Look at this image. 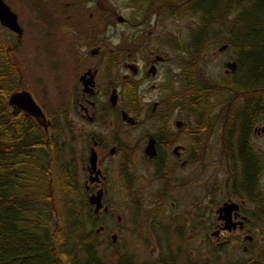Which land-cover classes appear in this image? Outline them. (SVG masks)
Wrapping results in <instances>:
<instances>
[{
  "label": "flooded vegetation",
  "instance_id": "1",
  "mask_svg": "<svg viewBox=\"0 0 264 264\" xmlns=\"http://www.w3.org/2000/svg\"><path fill=\"white\" fill-rule=\"evenodd\" d=\"M3 2L10 8L7 0ZM15 3L19 9L10 10L21 32L13 33L0 25L14 36L17 80L11 93L27 92L48 124L44 129L16 107L21 116L37 125L43 144L24 149L31 151L36 163L51 154L61 157L66 148L82 149L78 157L83 194L91 212L87 217L97 228L95 234L106 233L113 245L123 239L185 244L201 238L200 242H211L219 250L241 246L245 253L254 252L255 236L248 226L258 224L250 214L257 211L259 182L255 200L244 186L233 183L235 197L228 196L215 207L212 194H206V204L200 206L197 197L180 191L195 179L194 173L182 176V171L187 167L189 172L195 170L198 149L207 143L201 139L217 128L226 158L229 149L236 154L242 145L251 149L250 156L262 155L252 141L259 124L250 128L246 144L240 139L244 138L240 118L231 107L238 104L241 95L207 93L198 99L188 93L187 84L197 82L199 68L205 75L206 71L199 50L194 45L183 47L178 41L175 26L182 18V1ZM24 9L30 10L29 28L36 27L32 33L23 20ZM195 32L191 30L190 35ZM206 33L210 35L212 30ZM27 65L39 70L37 83L23 82L22 70ZM226 70L228 78L237 72V63L234 71ZM144 86L149 87L147 92ZM151 91L156 93L154 97H149ZM41 101H46L45 105ZM194 105L202 108L197 110ZM92 155L94 169L89 162ZM231 160L239 161L236 157ZM99 191L101 207L95 213L89 198ZM109 191L112 204L106 203ZM120 197H124L129 218L114 204ZM230 204L237 209L225 210ZM107 217L115 221L111 230L105 225ZM187 261L199 262L193 258ZM244 261L264 264L256 255L231 263ZM204 262L214 264L210 259L200 263Z\"/></svg>",
  "mask_w": 264,
  "mask_h": 264
},
{
  "label": "trees",
  "instance_id": "2",
  "mask_svg": "<svg viewBox=\"0 0 264 264\" xmlns=\"http://www.w3.org/2000/svg\"><path fill=\"white\" fill-rule=\"evenodd\" d=\"M181 1L182 15L194 13L198 16V31L193 34L191 45L206 47L209 36L206 32L213 30L215 38L220 36L222 43L235 48L238 64L234 80L225 78L221 83L207 78L199 68L197 82L187 84L188 93L195 94L198 99L207 93L241 95L238 104L231 109L235 110V117L240 118L238 123L244 137L240 139H245L246 144L250 128L260 123L264 125V0ZM6 36L7 40L0 37V264H110L98 253V235L93 229L85 231L78 215L79 201L74 198L76 178L68 163L59 162L52 154L49 158L46 156L44 162L36 163L31 151L24 149H37L40 144L41 148L43 144L37 134V125L8 104V97L16 87L17 64L13 58L14 41L8 33ZM194 108L202 107L194 105ZM250 150L242 145L233 155L234 149H229V157L239 160L232 161L234 183L240 188L244 186L252 197L259 192L256 184L264 177V155L250 156ZM237 164L240 171H237ZM34 170L41 171L45 180L38 181ZM54 178L60 182L58 196L64 201L63 218L56 210L51 193ZM31 183H45L49 187L48 195L23 191L31 189ZM256 204L257 211L250 216L264 226V194L261 191ZM87 222L90 228L94 227L90 217L85 220ZM113 248L116 258L112 264H209L176 263L171 253L165 255L162 251L156 259L138 263L132 255L120 252L117 246Z\"/></svg>",
  "mask_w": 264,
  "mask_h": 264
},
{
  "label": "rangeland",
  "instance_id": "3",
  "mask_svg": "<svg viewBox=\"0 0 264 264\" xmlns=\"http://www.w3.org/2000/svg\"><path fill=\"white\" fill-rule=\"evenodd\" d=\"M10 8L12 11H16V9H19L18 5L15 3V0H7ZM30 10L24 9L23 11V20L25 24L27 25L28 31L31 33L33 32V29H36V27H33L32 30L29 28L30 18H29ZM198 16L196 14L192 13H186L182 15V18L178 21L175 28H177L178 32V41L180 44L184 46L192 47V34L190 35V31L194 29V31H198ZM219 31V30H216ZM195 32V33H196ZM215 32V30H214ZM7 33L10 37V40L14 41L13 34H10L8 31L4 30L0 27V37L4 40H7ZM225 33V32H223ZM218 34V33H217ZM29 38V37H28ZM219 37L215 38L213 36V30L212 33L208 36V42L207 46L204 47H197L193 46V48L199 50L200 54V60L202 59V67L206 71L207 78L211 79L213 82L221 83L223 79L227 78L224 71L225 67L224 64L226 62L235 61L237 63V54L235 48L232 46H228L227 49L224 51H220L219 48L225 44L222 43L223 39H219ZM186 53V52H185ZM13 58H15V52L13 51ZM200 63V62H198ZM238 65V64H237ZM33 70L32 67H29L28 65L23 68V82L29 83H37V78L40 77L39 70L36 71ZM233 75V74H232ZM228 77L227 79L231 81L234 77L233 76ZM17 80V75H16ZM234 80V79H233ZM27 85V84H26ZM38 87V86H36ZM146 92L149 90V87L144 86V89ZM156 95L155 92H150L149 97H154ZM43 102V101H41ZM46 102V101H45ZM45 102H43V105H45ZM258 127V134L253 135L252 141L254 143V146L261 151L262 154H264V125L263 123H260ZM221 132L220 129H216L215 131L209 133L205 137L201 139V141H207L206 144H202V147L198 149V162L196 164L195 170L190 171V167H187L186 170L182 171V176L187 175L189 176L191 173H194L195 179L192 181L191 186H187V188H182L181 193L191 194L194 197H197L198 203H200V206H203L206 204L205 195L212 194V205L215 207L218 202L224 198H227L228 196H234L235 192L232 188V185L234 183V171L232 166V160L227 155V158L225 157L224 153L222 152V147L220 144V136ZM188 141V139L184 138V142ZM233 150V149H232ZM82 156V149L81 148H66L64 153L57 156L59 162L68 163L67 165L70 166V172L73 173V175L76 178V186H77V193L74 196L76 201H79L78 205V215L81 217L82 221L84 222L85 231H90L93 229V232L97 229L96 227L90 228V225L85 223V219L88 216L90 212L89 208L86 207V201L85 196L83 194V183H84V177L81 170V165L79 161V157ZM234 155V153H233ZM57 164H55L56 166ZM54 166V168H56ZM237 171H240V166L237 164ZM187 174H184L186 173ZM238 173V172H237ZM34 176L38 181H44L45 175L39 170H34L33 172ZM237 179V178H236ZM112 181H107V184L111 183ZM42 183V182H41ZM30 186L31 189L23 190V191H29L30 193H34L39 196H47L49 192V187L46 186L45 183L43 184H37V183H31ZM259 186L261 189V192L264 194V177L259 180ZM60 187V182L54 178L53 186L51 187V193L54 198V203L56 210L59 212V214L63 217L64 215V201L58 196V190ZM235 197V196H234ZM124 197H120L118 200V203H114L118 211L129 218L130 213H127V210L124 209ZM107 204L113 203V194L112 192H108ZM184 206V204H182ZM199 206V207H200ZM245 207L248 209L249 205L248 203H245ZM201 208V207H200ZM35 218V216H33ZM105 219V225L107 226L108 230H111L114 226L115 221L113 219H110L107 217ZM253 219V218H252ZM249 224L250 231L254 233L255 241L252 242V245H254V252H248L245 253L241 249V246L235 247L233 249L225 248V250L221 249L219 250L216 245H212L211 242H200L201 238H197L195 242L185 243V244H179V243H164L161 242L160 244L157 243H146L145 241L136 240V239H123L121 243L112 244L110 241V236H106V233H99L97 241L100 242V246L98 249V253L102 260L112 264L113 261L116 258V255H113L114 248L113 246H117V250L120 252H125L127 254H130L133 256V259L138 262H145L150 261L154 259L155 257H158V254L160 251L163 252V254L171 255L174 258V261L176 263H184L188 259L191 260L192 258L196 261L203 262L206 259H210V261L214 264H223V263H231L236 261H241L246 258H249L253 255L259 256L261 259V262L264 263V226L257 222ZM124 224H127L126 219L124 220ZM125 237H128V235L125 234ZM241 241V238H240ZM203 243V244H201ZM109 244H111L109 246ZM202 256V257H201Z\"/></svg>",
  "mask_w": 264,
  "mask_h": 264
},
{
  "label": "water",
  "instance_id": "4",
  "mask_svg": "<svg viewBox=\"0 0 264 264\" xmlns=\"http://www.w3.org/2000/svg\"><path fill=\"white\" fill-rule=\"evenodd\" d=\"M0 25L7 28L9 31L13 33H20L21 29L17 23L16 15L10 10V8L0 0ZM226 48V45L222 46L220 50ZM226 73L230 71H234L236 69V63L234 61L227 62L225 64ZM8 104L13 107L20 108L27 115L33 117L37 123L42 126L44 129H47L48 124L46 123V119L41 109L35 104L31 96L27 92H13L8 97ZM147 152V151H146ZM149 153V152H147ZM152 155V154H151ZM90 165L92 168H95V156L90 157ZM101 191H99L96 195H93L89 198V203L95 206L94 212L97 213L99 208L101 207ZM237 209L235 204H230L227 206L225 210ZM228 222V221H227Z\"/></svg>",
  "mask_w": 264,
  "mask_h": 264
}]
</instances>
